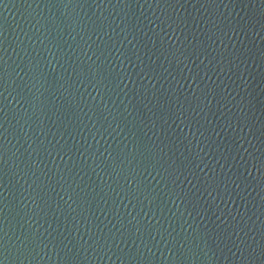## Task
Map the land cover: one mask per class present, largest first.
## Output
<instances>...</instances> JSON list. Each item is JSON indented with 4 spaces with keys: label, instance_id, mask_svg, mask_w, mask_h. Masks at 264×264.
<instances>
[{
    "label": "water",
    "instance_id": "water-1",
    "mask_svg": "<svg viewBox=\"0 0 264 264\" xmlns=\"http://www.w3.org/2000/svg\"><path fill=\"white\" fill-rule=\"evenodd\" d=\"M220 22L248 26L222 43ZM0 41L2 264H261L264 0H3ZM153 151L133 183L163 196L121 199L120 169ZM126 153L136 160L121 165ZM222 231L231 237L216 241Z\"/></svg>",
    "mask_w": 264,
    "mask_h": 264
},
{
    "label": "snow or ice",
    "instance_id": "snow-or-ice-1",
    "mask_svg": "<svg viewBox=\"0 0 264 264\" xmlns=\"http://www.w3.org/2000/svg\"><path fill=\"white\" fill-rule=\"evenodd\" d=\"M2 2H3V0H0V3H2ZM121 2H123V0H121ZM212 2L215 3V0H212ZM171 21L172 20H169V18H167V19H161L159 21V23L163 24L164 26H168V24ZM247 26H248L247 22L240 24L239 28H237L235 25H232L231 22H229L227 25H225L222 22H220V26L219 27L221 29H223V35L220 36L219 39L223 43L224 38L228 35V31H227L228 27H231L232 31H237V30L246 31L247 30ZM154 27H155V25H154ZM213 27L215 28V27H217V25L213 24ZM209 38L211 39V37H209ZM212 42L215 43V40L213 39ZM2 43L3 42L0 41V45H2ZM261 55L264 56V52H262ZM222 59H224V57H222ZM236 59L237 58H236L235 55H231V59L225 61V63L226 64H232V61L236 60ZM109 63H111V62L109 61ZM121 63H123V62L121 61ZM7 68H8L7 63L5 61H3L2 56H0V94H2L4 91H6L7 88L9 87L10 72L7 71ZM17 75H19V74H17ZM69 75H71V74L69 73ZM89 76H91V78H92L91 80H89ZM197 76H198V73H194L193 77H192V81L195 82V83H193V88L194 89L200 83V80L197 79ZM77 78L81 79V83H83L84 80H88V84H90V83H92V80L96 79L95 70H91V71L86 73L84 71L83 67H81L80 70L77 72ZM21 79H23V78H21ZM33 79H35V77H33ZM101 79L102 80L106 79V77L103 76V74H102L101 75ZM121 79H123V76H121ZM192 81H190V82H192ZM73 83H75V80H73ZM99 83H100V81H97V84H99ZM88 84H85L84 87L87 88ZM97 84H93L92 87L96 88ZM76 86L79 87V85H76ZM203 95L208 100V103L210 104L211 103V98L213 96H215L216 93L211 88H209L207 91H205L203 93ZM201 103H203V102L201 101ZM97 116L101 117V114L98 112ZM93 123H96V121H93ZM101 123H103L102 117H101ZM110 126L111 125L109 124V127ZM237 139L239 140V142L241 144L243 143V141L240 139V137H238ZM65 147L66 146L54 145V146H52V149L57 151V152H59V153H63V150H64ZM238 147H239V145L237 146V148ZM137 151L139 152V148L137 149ZM140 155L143 156V153L140 152ZM0 156H2V153H0ZM129 156H131V159H129ZM154 157H155V153L153 151V153L150 154V156L144 157L143 160L137 161V164H136L134 169L130 170L127 166H125L124 168L120 169L119 174L123 175L124 178L127 180L128 185H130V188L125 193V195L121 196V199H123L124 197H127L130 200H132V201H137L138 198L140 199V201H143V199H148L149 202L152 203L154 201V197L152 195V189L153 188L156 190V192H159L160 195L163 196V194H164L163 191H161V188H156V185H152V188H148L147 186H144L143 188H140V187H138L139 182H137L136 184L133 183V181L136 179V176H135L134 173L135 172H139V165L140 164H144L145 170H148L150 172V166H152V161H153ZM116 160H119V163L121 165L124 164L125 160H128V163L131 164L132 160H136V155L133 154V153H126V154H123V159H121L120 156H117ZM113 163H115V161ZM260 165H261V168H264V161H261ZM169 167L171 168L172 166L169 165ZM172 172L175 173V175L177 177H179L180 172L176 171L175 168H172ZM139 174L143 175V172H140ZM169 175H171V173ZM262 175H264V173H262ZM162 178L165 179V180L168 179L167 177H163V176H162ZM157 183H159V181H157ZM175 183H176V181L172 180V184H175ZM161 187L163 188L164 186H161ZM165 190H167V189H165ZM169 195L171 196V198L173 200H177L176 196H172L170 190H169ZM221 195H223V194H221ZM229 195H231V194L229 193ZM180 199L181 200H185L184 197H180ZM185 202H187V201L185 200ZM164 203L166 204L167 201L165 200ZM145 215H147V213H145ZM153 215H155L154 210H153ZM152 217L153 216H149V220H151ZM131 227H132L131 221L128 222V226L127 227H125L124 222H122L121 223V227L116 229V231L120 232V229H124V232H120L121 236H123L125 234V232L130 231ZM152 227H153L152 224L145 223L144 225H139V222H138L136 230L140 231L141 228H143L144 230H152ZM233 230H235V226H233ZM108 235H111L113 238L115 237V233H108ZM168 235H170V234H168ZM231 235H232L231 231H228L227 235H225V233L223 231L219 232V233L216 234V241H221V240L227 241L231 237ZM262 235H264V234H262ZM161 238L165 239V237L163 235H162ZM201 238L205 240V247H207L208 246V241H211L213 239V235L210 234V233H205L203 236L197 234L196 239L199 240ZM2 239H3V237H0V240H2ZM105 239L107 240V235H106ZM165 242L167 243L168 241L166 240ZM94 243H96V241H94ZM171 243H172L173 247H175V241L173 240V241H171ZM21 244L24 245V249H23L24 252H28L27 244H32L34 246L36 244L35 234H33L31 237L25 236L24 240L21 241ZM0 249H2L4 251L8 250V249L4 248V245L2 243H0ZM255 251L256 250L253 249L252 252L249 253V255L254 256L255 255ZM69 252H71V250H69ZM0 255H3V251H0ZM181 255H183V251H181ZM259 256L260 257H264V245H261L259 247ZM133 258H134V254H130L129 255V259H133ZM205 258L207 259V254L206 253H205ZM0 264H2V262H0ZM67 264H78V261H77L76 257H72L71 259L67 260ZM261 264H264V259L261 260Z\"/></svg>",
    "mask_w": 264,
    "mask_h": 264
}]
</instances>
